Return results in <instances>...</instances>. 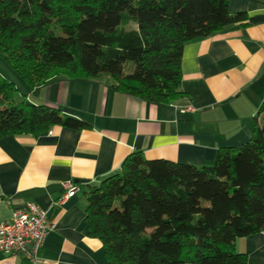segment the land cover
<instances>
[{
	"label": "trees",
	"instance_id": "16d2710c",
	"mask_svg": "<svg viewBox=\"0 0 264 264\" xmlns=\"http://www.w3.org/2000/svg\"><path fill=\"white\" fill-rule=\"evenodd\" d=\"M245 19L228 0H0V57L26 92L61 76L109 75L118 90L170 104L184 95V43ZM6 74L0 137L89 126L25 101ZM258 115L249 140L218 148L211 164L135 151L91 186L86 229L109 264H246L234 241L264 230V99Z\"/></svg>",
	"mask_w": 264,
	"mask_h": 264
},
{
	"label": "crops",
	"instance_id": "0c3cea01",
	"mask_svg": "<svg viewBox=\"0 0 264 264\" xmlns=\"http://www.w3.org/2000/svg\"><path fill=\"white\" fill-rule=\"evenodd\" d=\"M228 10L245 12V21L184 43V95L173 103L118 90L109 75L61 76L25 92V101L89 125L0 137V221L26 202L46 211L55 227L37 250L42 264H109L101 241L86 229L85 194L118 172L130 153L202 166L212 163L218 148L249 140L264 99V0H228ZM69 180L77 190L62 199ZM234 249L246 255V264H264V230L237 237ZM0 264L32 263L0 253Z\"/></svg>",
	"mask_w": 264,
	"mask_h": 264
},
{
	"label": "built area",
	"instance_id": "2783aa9c",
	"mask_svg": "<svg viewBox=\"0 0 264 264\" xmlns=\"http://www.w3.org/2000/svg\"><path fill=\"white\" fill-rule=\"evenodd\" d=\"M184 109H189V106L181 108V111ZM62 185V199L77 190L76 183L71 180ZM54 227L55 223L44 209L33 202H26L23 206L14 208L10 218L0 221V253L21 254L32 264H42L37 250Z\"/></svg>",
	"mask_w": 264,
	"mask_h": 264
},
{
	"label": "rangeland",
	"instance_id": "374dc122",
	"mask_svg": "<svg viewBox=\"0 0 264 264\" xmlns=\"http://www.w3.org/2000/svg\"><path fill=\"white\" fill-rule=\"evenodd\" d=\"M0 71L7 73L6 75L8 76V78H10L11 80H13L16 83V86L19 88L20 92H23V93L26 92V90L22 86L21 81L15 76V74H13L12 72L9 71V69L3 63L1 57H0Z\"/></svg>",
	"mask_w": 264,
	"mask_h": 264
}]
</instances>
